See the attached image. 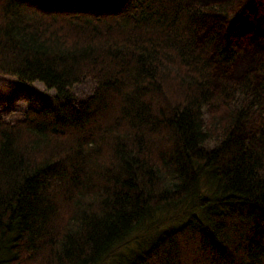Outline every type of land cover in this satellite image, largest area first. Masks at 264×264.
Returning a JSON list of instances; mask_svg holds the SVG:
<instances>
[{"label":"trees","instance_id":"1","mask_svg":"<svg viewBox=\"0 0 264 264\" xmlns=\"http://www.w3.org/2000/svg\"><path fill=\"white\" fill-rule=\"evenodd\" d=\"M252 1L0 0V75L57 101L0 118V264H96L204 177L199 213L127 264H264V36L239 44L264 29Z\"/></svg>","mask_w":264,"mask_h":264},{"label":"rangeland","instance_id":"2","mask_svg":"<svg viewBox=\"0 0 264 264\" xmlns=\"http://www.w3.org/2000/svg\"><path fill=\"white\" fill-rule=\"evenodd\" d=\"M253 4L255 5V0L252 1L251 6ZM255 11L253 7L250 12L254 17L259 15V12L256 11L258 12L256 13ZM243 30L245 35L239 39V44H245L244 50L254 49V44L260 40L259 35L263 34L262 36H264V29H256V36L245 33L250 30L247 24ZM248 65L249 62L246 67ZM96 87L97 84L92 79H85L83 82L74 85L70 91V102L77 107L80 102L88 99L94 93ZM64 102L61 101L60 103ZM56 104L55 90L46 88L43 83L38 81L26 83L13 76L0 75V118L5 121L15 122L21 119L28 108L40 109L47 105L55 106ZM209 187V183L204 177L199 193L193 198H189L177 206H171L167 210H152L134 230L106 252L96 264H127L135 255L145 251L164 230L178 226L192 212L199 213V201L206 199L208 195V197L212 195V188ZM5 250L6 246L4 251H0V261L8 258Z\"/></svg>","mask_w":264,"mask_h":264},{"label":"bare ground","instance_id":"3","mask_svg":"<svg viewBox=\"0 0 264 264\" xmlns=\"http://www.w3.org/2000/svg\"><path fill=\"white\" fill-rule=\"evenodd\" d=\"M234 25H235V27H236V29H237V26H238V28H239L240 25H241V23H240V22H239V23H235Z\"/></svg>","mask_w":264,"mask_h":264}]
</instances>
